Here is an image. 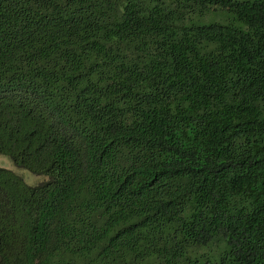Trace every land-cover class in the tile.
<instances>
[{"label":"trees","instance_id":"1","mask_svg":"<svg viewBox=\"0 0 264 264\" xmlns=\"http://www.w3.org/2000/svg\"><path fill=\"white\" fill-rule=\"evenodd\" d=\"M0 264H264V0H0Z\"/></svg>","mask_w":264,"mask_h":264},{"label":"rangeland","instance_id":"2","mask_svg":"<svg viewBox=\"0 0 264 264\" xmlns=\"http://www.w3.org/2000/svg\"><path fill=\"white\" fill-rule=\"evenodd\" d=\"M0 167L14 171L24 180L25 183L29 185H35L41 181L48 179L47 175L35 174L30 170H28L27 168L16 165L10 156L1 153H0Z\"/></svg>","mask_w":264,"mask_h":264}]
</instances>
